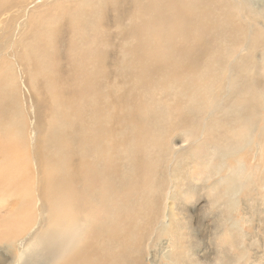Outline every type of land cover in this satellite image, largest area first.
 Segmentation results:
<instances>
[{
  "label": "bare ground",
  "instance_id": "6f19581e",
  "mask_svg": "<svg viewBox=\"0 0 264 264\" xmlns=\"http://www.w3.org/2000/svg\"><path fill=\"white\" fill-rule=\"evenodd\" d=\"M57 2L30 18L23 0H0V264H143L144 245L155 250L163 235L166 264H201L177 217L196 195L202 210L225 209L208 264H260L224 227L221 193L238 192L231 161L257 122L264 132V0ZM81 25L99 36L82 74L86 64L71 71L53 55L83 53L72 50L88 39H74ZM49 52L63 66L52 93ZM259 175L247 178L251 193H264ZM122 189L136 198L129 210Z\"/></svg>",
  "mask_w": 264,
  "mask_h": 264
},
{
  "label": "rangeland",
  "instance_id": "374dc122",
  "mask_svg": "<svg viewBox=\"0 0 264 264\" xmlns=\"http://www.w3.org/2000/svg\"><path fill=\"white\" fill-rule=\"evenodd\" d=\"M23 1L29 5L28 6V8H29L28 14L30 15V18L32 16V14L34 16V15H36L37 12L45 9V6H51L53 3L58 4V2H57L58 0H23ZM60 1L68 3V1H71V0H60ZM5 9L10 10V8L8 6ZM252 10H255V9H252ZM263 22H264V20H263ZM37 25L39 28H42L43 23L41 21H39L37 23ZM46 25L47 26L49 25L48 20H47ZM81 26H82L81 27L82 31L79 30L80 34L78 32L75 35L74 39L78 38V36H79V38L77 39V41H79L80 38L83 39L82 36L83 37L85 36L84 37L85 40L87 38L88 39L86 41H82V43H84V44L86 43L85 46L83 45V47H82V45H80V44H75L73 46L72 50H75V48H77L76 51L79 50L83 53L80 55H73L66 50H64V52H62V53L54 50L53 55H55L56 58H59L61 60V62L64 63V65H65L64 67H67L66 69H70L71 71H73V67L77 66V64H75V63L79 64V62H81L83 64H86V67H85V65H81L80 67L82 69L79 68V71L82 74L86 70V68L88 67L87 63L89 60V55H88L89 53L87 52V50H89L90 47H92L90 42H91V40L96 42L98 40V39H96V37L98 38L99 36H98V34H93L92 36L87 35V34L86 35L83 34L89 29V27L88 28L84 27V25H81ZM195 27L197 30V27L200 28L201 24L195 23ZM81 32H83V33H81ZM81 34H82V36H81ZM196 36H197V33L195 31V32L191 33L190 38L194 39ZM177 38H178V35H173V40H175ZM45 40H47V39H45ZM39 43L41 45L43 44V43H41V41ZM115 44H117L116 41H115ZM45 53L47 54L46 51H45ZM109 55H112V54L109 52ZM50 57L51 56H50V52H49V57H48L49 60H46V61L47 62L50 61L51 63L50 62L49 63L46 62V64L44 63V65H46V66L48 65L44 69V76H45V80H44L45 84L44 85L46 86L47 92H48L49 87H51L52 89H55V90H61V88H63V80L61 78H57V76H56L57 68L59 67L62 69L63 66H59L60 65L59 60L54 59V62H53V59ZM55 60H57V62L58 61L59 62L57 63V62H55ZM46 81L50 82V83L48 84ZM237 81L239 82L240 78H238ZM70 87L72 88V85ZM77 87L80 89V96H79V90L77 91V89L75 87L76 93L74 95H72L73 100L76 99L77 101H80V106H81L83 101H85L86 103H89V100L86 99V97L84 96L83 86L81 84L77 83ZM51 88H49L50 93L53 92L51 90ZM71 94H73V92ZM71 94L69 96H71ZM48 98H49V101H52L57 108H61V105L59 104V102H57V100L53 97V95L50 94ZM65 98H69V97H65ZM71 99H72V97H71ZM71 99L70 100L69 99H64V100L60 99V103H61V101L65 102L68 107H71L72 106V100ZM19 102H20L21 111H22L23 110L22 100H20ZM22 116H23V112H22ZM63 118L64 117L61 116V119H63ZM23 119L25 122L24 117H23ZM66 121L71 122V117L69 119L67 118ZM259 128H260V122H257L255 125V129L253 131V134L248 140V143L246 145H244L243 149L238 153V155H240L242 157V158H240L241 161H239V162H232L231 161V165L233 167L231 176H232V180L234 182V184H232L231 189L237 190L238 192L235 194H228L223 189L222 193H221V195L223 197V199H221V203H222V205H224V204L226 205V212H227V214H229L230 221H231V223L224 222L223 223L224 227L229 228V229H231V231L236 233L235 237H236L237 242L240 244L241 249L249 252V255L252 257L251 260H253L254 255H256L259 257V261H257V262H259L260 264H264V193H262L260 189L254 193H251L248 182H247V178H249V177H253V178L255 176L260 177V175H259L260 172L264 170V154L262 152L264 150V137H263L264 132L263 133L259 132ZM203 139H205V136L203 137ZM211 147H212V149H211L212 151H215V149H217L214 144H212ZM261 152H262L263 156H262ZM222 174L224 175L223 171H222ZM222 174H221V178H223ZM251 181L253 183L252 186L255 184L254 182H256V181L258 182V180L254 181V179L253 180L251 179ZM98 187H99V183L96 182L93 184L92 189L97 190ZM253 187H255V185ZM123 190H125V189H122L119 192L120 196L118 199L121 201V203L126 204V206H128L127 210H129L131 208L130 206L132 205L134 199H136V198L131 197L129 199V197H125ZM195 193L196 192H194V194ZM197 199H198V202H197ZM209 200H211V198ZM188 206L191 207V209H189ZM86 210H87L86 211L87 213H92V215H96L98 213V211H97L98 209H96V208H94V209L87 208ZM224 214H225V209H223L222 207L219 208L217 206L216 207H209V209L207 208L205 210H202L200 202H199V196L197 197V195L194 196V199L191 203L183 206V209L178 211L177 217L181 218V220H183V227H186V224H187V227H186L187 229L183 230L184 235L185 236L187 235V237L184 236V238H183L184 247L188 248L192 252H194L195 258L197 257L196 259H198L201 264H208V262H210V261L214 262L213 259H215L216 255H217L215 253L216 248L213 245L215 240H216L215 234H216L217 230H215V229H217L216 227L218 226L217 225L218 217H221V221H222V217ZM124 215H126V214H124ZM124 215L123 214L117 215V217L118 216L119 217L117 218L116 222L120 221L119 224L124 223L125 217H122ZM120 217L123 219H121ZM234 222H236L237 224L243 222L242 228L244 230L243 231H236L234 229L235 226L234 227L231 226V224ZM247 222H249V223H247ZM144 227L145 226H143V228ZM81 229H82L81 235L82 234L86 235L88 230L86 228H81ZM188 231L190 232L191 235L189 234ZM167 237L168 236L163 235L158 239V245H157V248H155V250H152L150 248L146 249V245H144V248H145L144 259H146V260L143 262V264H166L164 259L162 257H160V255H159V248H160V245H162L163 243H165V241L168 240ZM87 240H88V238H87ZM229 240L233 241L232 235L229 236ZM202 252H204V253H202ZM233 253L240 254V256L243 257V253L239 252V250H234V251L228 253L227 256L231 257ZM146 254H147V256H146ZM80 257L81 256L79 255V258ZM146 257H148V258H146ZM169 264H174V263L171 261ZM183 264H186V263L183 262Z\"/></svg>",
  "mask_w": 264,
  "mask_h": 264
}]
</instances>
